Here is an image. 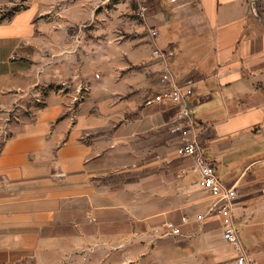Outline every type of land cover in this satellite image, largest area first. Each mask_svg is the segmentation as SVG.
I'll list each match as a JSON object with an SVG mask.
<instances>
[{
  "label": "crops",
  "instance_id": "obj_1",
  "mask_svg": "<svg viewBox=\"0 0 264 264\" xmlns=\"http://www.w3.org/2000/svg\"><path fill=\"white\" fill-rule=\"evenodd\" d=\"M253 1L147 0L154 45L173 50L149 84L153 95L169 89L168 68L179 85H193L204 154L236 193L244 248L264 264V0L257 15ZM18 2L0 0V264H233L218 199L199 187L171 132L177 107L146 105L153 95L141 108L116 103L109 79L122 72L108 68L95 80L71 78L63 97L54 91L59 73L46 61L55 31L90 28L103 0L8 9ZM109 41L126 65L153 51L141 39ZM129 77L122 92L148 85L130 86ZM79 86L88 91L75 104ZM166 222L181 235L156 238L152 229Z\"/></svg>",
  "mask_w": 264,
  "mask_h": 264
},
{
  "label": "rangeland",
  "instance_id": "obj_2",
  "mask_svg": "<svg viewBox=\"0 0 264 264\" xmlns=\"http://www.w3.org/2000/svg\"><path fill=\"white\" fill-rule=\"evenodd\" d=\"M28 1L29 0H19V2L17 3L18 5H10L8 6V9L11 11L19 10L20 8H23L24 3H27ZM142 2L147 6V0H142ZM96 12V17L92 23V26L88 29H72L69 31L57 29L55 31L57 39H59V43L48 47L49 60L51 61H46L48 62L47 64L49 71H52L54 69L55 71L58 70L59 73L55 80V84H53L54 91L58 95L63 97L67 94V91L69 89H62L59 83L64 81L69 82L71 78L72 80H83L84 78H82V76L86 78H96L97 75H100V77L102 78V75L107 76L106 69L108 68L111 71L118 70L122 72L120 75H118V77L109 79V84L110 86L112 85L114 89L112 95L115 97V102H120L121 104H125L128 107L137 105L139 106V108L144 107L145 100L148 97L152 96L156 91L155 87L153 85H150L149 83L158 78L160 80V72L155 65L159 63L161 66L165 67V64L168 66V58L173 55V50L170 48L164 49V53H167L166 62L154 58L152 51L149 58L142 59L141 62H129L126 65V63L121 58H118V56H116V44L110 42L109 39L111 40V38L115 37L117 34L124 36V39L126 41L132 42L133 40L141 39L144 47H146L147 49H151L152 47V49L154 50V44L158 37V32L156 38L153 41L149 34V29L155 28L149 27L138 16V3L136 0H103V2L97 6ZM5 16L6 13L2 15V17ZM101 43H103V45H101ZM149 43H151V46H149ZM139 45L140 43L138 44V46ZM103 57H106V59L103 60ZM123 73H126L130 76L129 78H127L128 84L130 86H134L135 83H143L148 85L145 86L142 92H134L130 90L127 93L122 92V90L120 89L123 86L121 84L123 81V79L121 78L123 76ZM79 75L81 76L79 77ZM101 78L96 79V81L92 82L90 86H94L95 83L100 84V82H103ZM101 97H103V95H101ZM85 98L86 97L84 96V100ZM194 122L196 127L195 133H190L187 139H193L194 137H197V140L203 148L202 142L199 140L198 126L195 119ZM190 162L192 164V167H194V171H196L193 159H191ZM233 217L235 220L234 211ZM166 223L157 225L154 229H152V234L156 238H163L165 240H168L171 237H174L165 235L164 226ZM235 225L238 228L236 220ZM178 227L180 228V226ZM163 257L164 256L162 255V258ZM158 264H164V261H158Z\"/></svg>",
  "mask_w": 264,
  "mask_h": 264
},
{
  "label": "built area",
  "instance_id": "obj_3",
  "mask_svg": "<svg viewBox=\"0 0 264 264\" xmlns=\"http://www.w3.org/2000/svg\"><path fill=\"white\" fill-rule=\"evenodd\" d=\"M136 1L138 3V16L145 24H147L148 6H146L142 0ZM258 3L259 0H254L250 4V11L254 15L258 14ZM149 34L154 41L157 36V31L155 29H149ZM153 56L156 59H160L165 62L167 61V53H164V49L157 46L154 47ZM161 81L163 83H170L169 89L158 94H154L146 101V105L169 104L178 108L176 121L171 129V132L173 134L180 135L182 138L179 154L184 158L193 159L196 171L200 175L198 182L199 187L218 199L216 209L222 216L224 239L238 253V256L235 258L233 264H255L252 255H250L244 248L240 239L239 230L235 225L232 211L236 200L235 191L231 188H226L223 185L214 165L205 157L203 148L197 140V137L187 139L188 135L190 133H195L196 130L193 119V109L191 107V98L194 94L193 85L191 82L185 86L179 85L168 68H165ZM60 87L62 89L70 88L67 81L61 82ZM83 91H88V89L80 86L77 88V95L73 100L75 104L84 100L85 93L83 94ZM164 233L169 236H179L181 231L178 226L169 222L164 226Z\"/></svg>",
  "mask_w": 264,
  "mask_h": 264
}]
</instances>
